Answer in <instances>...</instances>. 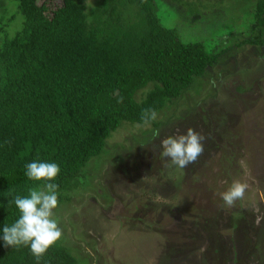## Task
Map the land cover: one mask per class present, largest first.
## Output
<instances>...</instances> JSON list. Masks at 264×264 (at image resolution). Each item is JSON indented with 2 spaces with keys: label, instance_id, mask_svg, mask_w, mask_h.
Returning a JSON list of instances; mask_svg holds the SVG:
<instances>
[{
  "label": "trees",
  "instance_id": "1",
  "mask_svg": "<svg viewBox=\"0 0 264 264\" xmlns=\"http://www.w3.org/2000/svg\"><path fill=\"white\" fill-rule=\"evenodd\" d=\"M163 1L0 0V264H37L29 247H5L2 239L3 227L20 215L9 201L45 183L28 179L27 163H57L60 173L51 182L59 185L60 202L69 201L64 194L81 186L88 165L125 123L144 126L143 109L160 114L178 103L231 50L264 47V0H244L251 20L243 26L230 9L232 32L248 36L237 41L232 35L216 53L166 25ZM172 2L192 24L211 10L204 0ZM220 2L225 9L226 0ZM161 125L157 120L151 127ZM254 235L256 247L245 255L264 264V238ZM39 264L78 259L61 237Z\"/></svg>",
  "mask_w": 264,
  "mask_h": 264
},
{
  "label": "rangeland",
  "instance_id": "2",
  "mask_svg": "<svg viewBox=\"0 0 264 264\" xmlns=\"http://www.w3.org/2000/svg\"><path fill=\"white\" fill-rule=\"evenodd\" d=\"M163 2L166 25L178 28L185 41L203 40L215 53L238 35L230 9L241 15L237 27L248 19L244 0H226V10L220 0H204L211 10L194 24L184 8ZM157 120L159 128L125 123L105 154L88 165L81 186L64 194L70 200L60 202L58 195L55 218L78 264H257L245 251L256 247L254 234L264 238V47L228 52ZM188 128L206 138L204 151L181 169L160 158L159 146ZM154 129L159 137L153 138ZM234 180L248 187L229 208L220 193Z\"/></svg>",
  "mask_w": 264,
  "mask_h": 264
},
{
  "label": "clouds",
  "instance_id": "3",
  "mask_svg": "<svg viewBox=\"0 0 264 264\" xmlns=\"http://www.w3.org/2000/svg\"><path fill=\"white\" fill-rule=\"evenodd\" d=\"M119 102H123V98ZM160 114L155 108H145L141 120L145 127H151ZM153 138L160 136L159 129L153 130ZM206 138L192 128L183 134L169 135L161 140L159 156L164 161L178 168H186L195 163L203 154L202 141ZM165 166H169L167 163ZM60 173V166L55 162H29L25 165V175L32 181H44L39 187H30L27 196L15 195L9 204L18 209L19 218L2 229L5 247L27 246L35 257L37 264L50 248L62 237V229L55 218L58 207L57 190L59 185L53 183ZM247 184L234 180L228 189L220 193L223 205L233 207L238 200L244 198ZM259 224V218H257Z\"/></svg>",
  "mask_w": 264,
  "mask_h": 264
}]
</instances>
